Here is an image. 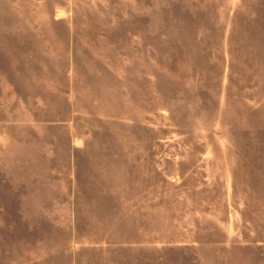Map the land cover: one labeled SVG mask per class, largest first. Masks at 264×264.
<instances>
[{
	"label": "rangeland",
	"instance_id": "rangeland-1",
	"mask_svg": "<svg viewBox=\"0 0 264 264\" xmlns=\"http://www.w3.org/2000/svg\"><path fill=\"white\" fill-rule=\"evenodd\" d=\"M0 264H264V0H0Z\"/></svg>",
	"mask_w": 264,
	"mask_h": 264
}]
</instances>
